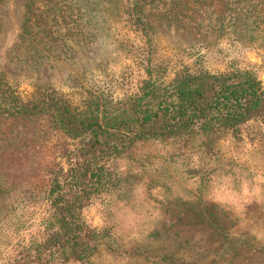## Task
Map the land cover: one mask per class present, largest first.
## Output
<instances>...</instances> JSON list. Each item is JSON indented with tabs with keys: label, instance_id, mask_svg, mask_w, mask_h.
Returning <instances> with one entry per match:
<instances>
[{
	"label": "rangeland",
	"instance_id": "obj_1",
	"mask_svg": "<svg viewBox=\"0 0 264 264\" xmlns=\"http://www.w3.org/2000/svg\"><path fill=\"white\" fill-rule=\"evenodd\" d=\"M67 1L82 7L59 0L64 6L55 10L80 11L68 23L84 33L83 42L64 35L59 23L53 29L62 43L41 59L29 46L17 51L26 0H0V75L27 96L52 89L75 101L88 93L121 100L136 93L143 74L128 51L141 38L128 31L122 0ZM236 1L155 0L146 16L157 57L175 68L201 63L216 72L237 62L264 83V0H246V7ZM72 148L46 119L0 118V264L9 258V241L25 233L21 223L40 211L23 205L43 202L40 186L52 167L68 168ZM111 168L119 189L84 211L106 233L88 264H264V120L211 150L201 136L140 144ZM222 230L231 239L228 254Z\"/></svg>",
	"mask_w": 264,
	"mask_h": 264
},
{
	"label": "trees",
	"instance_id": "obj_2",
	"mask_svg": "<svg viewBox=\"0 0 264 264\" xmlns=\"http://www.w3.org/2000/svg\"><path fill=\"white\" fill-rule=\"evenodd\" d=\"M64 1L67 7H82L77 1ZM26 2L29 14L17 45L21 55L20 49L29 46L38 58L51 57L63 40L53 29L59 23L64 35L83 42L84 33L68 23L69 17L76 22L80 11L76 15L65 7V14L58 16L55 9L64 6L59 0ZM154 2L122 0L127 29L141 38L140 46L129 45L128 53L143 74L136 93L124 99L88 93L75 101L52 89L27 96L0 75V118L46 119L73 143L68 168L52 167L40 186L43 202L23 205V210L38 205L40 211L25 223L18 217L15 224L21 223L25 233L19 235L15 229L19 231L9 241L4 264H88L106 233L92 227L84 211L119 189L121 177L111 164L130 157L138 145L152 142L201 136L211 150L223 138L239 139L246 125L264 120V83L254 69L237 62L217 72L201 63L179 69L157 57L154 29L146 16V7ZM246 6V0L236 1V7ZM240 16L237 13L235 18ZM34 226L38 230L31 233ZM223 231L222 238L229 244L223 251L228 254L231 239Z\"/></svg>",
	"mask_w": 264,
	"mask_h": 264
}]
</instances>
